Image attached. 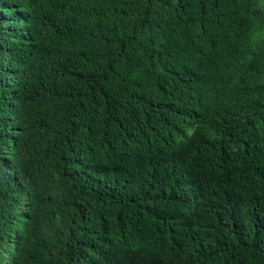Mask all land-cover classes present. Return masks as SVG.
I'll return each mask as SVG.
<instances>
[{"label": "trees", "instance_id": "trees-1", "mask_svg": "<svg viewBox=\"0 0 264 264\" xmlns=\"http://www.w3.org/2000/svg\"><path fill=\"white\" fill-rule=\"evenodd\" d=\"M0 264H264V0H0Z\"/></svg>", "mask_w": 264, "mask_h": 264}]
</instances>
